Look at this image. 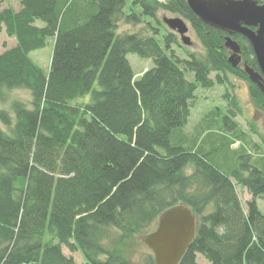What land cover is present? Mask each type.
I'll use <instances>...</instances> for the list:
<instances>
[{"label":"trees","instance_id":"1","mask_svg":"<svg viewBox=\"0 0 264 264\" xmlns=\"http://www.w3.org/2000/svg\"><path fill=\"white\" fill-rule=\"evenodd\" d=\"M20 4L19 11L0 9V33L16 39L0 53V102L10 104L0 108L7 127H0V264H136V235L152 230L160 213L178 203L197 217L179 264H201L198 254L212 264H264L257 201L264 198V170L253 161L264 159V146L251 147L236 119L242 113L237 96L223 117L229 135L213 136L214 147L198 130H185L197 88L225 84L228 74L248 83L253 106L264 114V94L228 61V33L202 22L187 0ZM160 9L191 24L206 57L168 54L177 43L172 32L165 47L155 35L117 32L121 19L160 23ZM232 37L246 63L258 68L251 42L240 33ZM49 38L53 54L45 71L30 53ZM130 53L151 59L152 67L137 76ZM16 89L28 90L30 101L12 98ZM255 125L252 131L260 133ZM237 138L241 150L232 151ZM223 149L235 158L229 170L218 158ZM238 186L252 195L246 205ZM64 246L85 260L76 262ZM143 261L155 264L152 252Z\"/></svg>","mask_w":264,"mask_h":264},{"label":"rangeland","instance_id":"2","mask_svg":"<svg viewBox=\"0 0 264 264\" xmlns=\"http://www.w3.org/2000/svg\"><path fill=\"white\" fill-rule=\"evenodd\" d=\"M20 1L21 0H1L0 9L13 7L16 11H19L21 8ZM128 7L130 8V5ZM129 8H126L127 12H129ZM177 16L181 15L160 9L158 11V19L160 20V23H158L156 20L146 18L143 19V22L136 25L129 24L124 19H121L117 32L119 34L138 33L141 36L155 35L161 43L162 47H165L166 36L172 32L177 34V43H172L171 49L167 51L168 54H171L173 51V53L183 59H190V54L192 53L198 54L203 58L206 57L205 47L199 40L196 31L185 18L184 19L189 25V31L187 34L192 39V44L190 45L185 44L182 41L180 34L169 28V26L165 24V22H163L164 17ZM38 25L43 26L44 23L39 21ZM53 44L54 40L52 38H49L45 47L31 51L30 53V56L34 60V62L40 65L45 71H49L50 69V63L53 54ZM14 45H16V39L12 36H9L4 29L0 33V53H3L5 50L13 47ZM128 58L137 76H140L144 71L151 68L153 65L151 59L142 58L137 54L130 53L128 54ZM216 73L217 72H212L211 76L214 78ZM187 78L193 80L194 74L189 72L187 74ZM226 79L227 81L225 82V84L217 83L214 87L208 89L203 88L202 86H199L197 88L192 105L191 115L189 117L187 125L185 126V130L188 132V134H193L198 130L201 136L202 134L204 135V137L206 136L208 148L214 147L213 143L210 144V139L213 138V136H216V134L229 135V131L223 125V117L224 115L229 113L230 108L233 109L230 104L231 96L236 95L242 108V113L238 115L236 119L239 121L241 128L249 134L251 147H254L253 144L255 143L264 146V114L256 110L253 106L250 98L248 84L245 81L237 78L233 74H228ZM11 97L15 99L18 98L27 102H29L31 98L30 92L24 89L13 90L11 93ZM9 106V103L3 105L0 102V108H8ZM252 123H256L255 126H257V129L260 133H255L252 131ZM0 127L4 130H7L6 125L2 121H0ZM240 141L241 140L237 138L236 141L232 144V148L236 149L237 147L241 146L242 143ZM224 150L225 149H223V151ZM251 151H254L255 153H261L258 152V149H253ZM217 154L219 153L217 152ZM230 155L231 153L226 154V151H224V153H220L218 157L219 160L223 163L222 165L224 166V169L226 170H229L230 167L235 165V158L234 156ZM253 161L255 165L264 170L263 158L255 157ZM238 191L243 202L246 205L247 201L252 199V195L242 186H238ZM257 201L261 211L264 213V198L259 197ZM153 227L155 228V225ZM144 234L145 233L137 234L135 241H137L138 244L136 245V247L135 245H133V250L134 248L135 250L132 252L131 257L136 264H144V255L147 252H151L150 248L142 242V237ZM63 250L67 256H73L78 263H81L85 260L83 255L79 251L71 252L66 246L63 247ZM197 260L201 264H212L201 254H198Z\"/></svg>","mask_w":264,"mask_h":264},{"label":"water","instance_id":"3","mask_svg":"<svg viewBox=\"0 0 264 264\" xmlns=\"http://www.w3.org/2000/svg\"><path fill=\"white\" fill-rule=\"evenodd\" d=\"M198 18L213 27L228 33L225 47L232 51L228 58L234 67L241 62L242 47L232 36L244 35L252 44L260 71L244 64L249 79L264 94V2L259 0H187ZM164 22L178 32L182 41L190 45L187 34L189 25L182 16L164 17ZM197 217L193 210L178 203L163 210L153 230L146 232L142 242L146 244L155 264H179L195 236Z\"/></svg>","mask_w":264,"mask_h":264},{"label":"flooded vegetation","instance_id":"4","mask_svg":"<svg viewBox=\"0 0 264 264\" xmlns=\"http://www.w3.org/2000/svg\"><path fill=\"white\" fill-rule=\"evenodd\" d=\"M236 36V34H234ZM241 45V44H240ZM242 47V46H241ZM232 51L228 49V58L231 55ZM241 62L238 64L239 67L244 68V64L246 63V60L244 59V49L242 47V53H241ZM259 65V64H258ZM256 70L260 71V67H255ZM246 82V81H245ZM247 83V82H246ZM248 84V83H247ZM249 86V85H248Z\"/></svg>","mask_w":264,"mask_h":264},{"label":"crops","instance_id":"5","mask_svg":"<svg viewBox=\"0 0 264 264\" xmlns=\"http://www.w3.org/2000/svg\"><path fill=\"white\" fill-rule=\"evenodd\" d=\"M240 142L243 144V141H242V140H241ZM241 147H242V146H239V147H237L236 149H234V148H232V147H231V148H232V151H236V150H240Z\"/></svg>","mask_w":264,"mask_h":264}]
</instances>
